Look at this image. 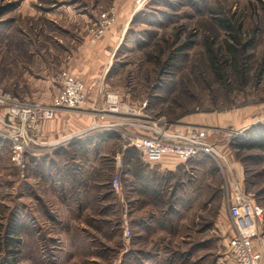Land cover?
<instances>
[{"label": "rangeland", "instance_id": "rangeland-1", "mask_svg": "<svg viewBox=\"0 0 264 264\" xmlns=\"http://www.w3.org/2000/svg\"><path fill=\"white\" fill-rule=\"evenodd\" d=\"M63 75L86 101L24 131L11 110L49 105ZM194 132L213 156L150 165L129 146ZM261 142L264 0H0V264H233L238 199L241 221L262 209L264 264Z\"/></svg>", "mask_w": 264, "mask_h": 264}, {"label": "built area", "instance_id": "built-area-1", "mask_svg": "<svg viewBox=\"0 0 264 264\" xmlns=\"http://www.w3.org/2000/svg\"><path fill=\"white\" fill-rule=\"evenodd\" d=\"M88 95V91L85 85L70 75H63L61 77V85L57 94L51 100V103L47 106H35L32 110L29 108L16 107L11 110V116H17L23 120L22 129L25 131V127L29 128L31 124L42 123L47 120H51L55 114L60 110H73L79 108L85 101ZM111 99L110 103L115 105ZM115 111L117 105L113 106ZM28 121V122H27ZM37 125V124H36ZM18 137L9 136V140L12 143V162L15 164H22L25 153L30 149L31 139L25 132L20 133V140ZM205 134L203 132H194L187 140L178 138L177 140H168L162 137H145L137 139L130 143L129 146L137 149L141 155V158L147 164H159L165 157L174 156L182 162L188 161L199 156H213L215 154L212 146L207 144ZM63 146V145H58ZM111 187L115 192L120 188L119 181L114 178L111 182ZM241 203L240 199L235 201L229 208L231 218L235 222L237 234L232 238L229 243V251L232 257L233 264H261V253L255 251L251 235L253 234L252 225L253 218L255 216L258 220H261L262 209L258 205L250 207L251 212L245 215V220L241 221ZM252 219V220H250ZM123 236L128 241L130 239V230L128 227H124Z\"/></svg>", "mask_w": 264, "mask_h": 264}, {"label": "trees", "instance_id": "trees-1", "mask_svg": "<svg viewBox=\"0 0 264 264\" xmlns=\"http://www.w3.org/2000/svg\"><path fill=\"white\" fill-rule=\"evenodd\" d=\"M260 140H261V139H260ZM261 141H262V140H261ZM261 143H262V144H261L260 146H261V147H264V143H263V142H261ZM83 145H84V144H83ZM83 148H84V147H82V149H83ZM129 150H130V149H129ZM129 150H128V151H129ZM136 150H137V149H136ZM137 151H138V150H137ZM129 152H130V154L132 153L131 150H130ZM138 152H139V151H138ZM139 154H140V153H139ZM140 156H141V155H140ZM97 160H98V159H97ZM98 161H99V160H98ZM143 161H144V160H143ZM144 162H145V161H144ZM99 163H100V162H99ZM99 163H98V164H99ZM145 163H146V162H145ZM146 164H147V163H146ZM49 166H50V165H49ZM46 169H48V168H46ZM68 172H70V170H69V171H66V173H68ZM141 173H142V172H141ZM142 174H143V173H142ZM66 177H67V176H66ZM137 177H141V178L139 179L140 181H141L142 179H144V178L140 175V172L137 173ZM142 186H143L142 189H143L144 187L149 186L148 181H143V182H142ZM138 191L141 192V190H139V189H138ZM69 192L71 193L70 197H72V195L75 194V193H74V190H71V191H69ZM61 193L64 194V196H65V193H64V192L61 191ZM61 193H60V195L62 196ZM76 207H77V204H76Z\"/></svg>", "mask_w": 264, "mask_h": 264}, {"label": "crops", "instance_id": "crops-1", "mask_svg": "<svg viewBox=\"0 0 264 264\" xmlns=\"http://www.w3.org/2000/svg\"><path fill=\"white\" fill-rule=\"evenodd\" d=\"M72 72L74 73V71L72 70ZM77 80H80V79H77ZM84 80V79H83ZM194 122L196 123V121L194 120ZM54 128V127H53ZM57 128V130H58V127H56ZM44 129V128H43ZM44 132V131H43ZM52 133H54V131L52 130ZM44 134H45V132H44Z\"/></svg>", "mask_w": 264, "mask_h": 264}, {"label": "bare ground", "instance_id": "bare-ground-1", "mask_svg": "<svg viewBox=\"0 0 264 264\" xmlns=\"http://www.w3.org/2000/svg\"><path fill=\"white\" fill-rule=\"evenodd\" d=\"M167 157H165L164 159H166Z\"/></svg>", "mask_w": 264, "mask_h": 264}]
</instances>
